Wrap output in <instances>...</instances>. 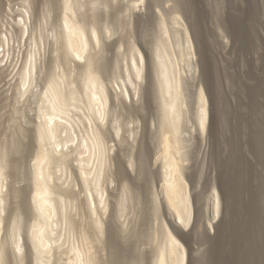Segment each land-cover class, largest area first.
<instances>
[{
    "label": "rangeland",
    "instance_id": "374dc122",
    "mask_svg": "<svg viewBox=\"0 0 264 264\" xmlns=\"http://www.w3.org/2000/svg\"><path fill=\"white\" fill-rule=\"evenodd\" d=\"M63 1L0 0V235L2 242L7 241L2 243L7 255L4 264H33L31 257H27L32 254L28 232L36 217L31 194L34 187L33 164L40 142L44 143V150L50 149L48 155L52 154L53 161L48 163L51 166H47L52 173L48 183L53 187L54 201L57 200L54 206L58 205L52 218L47 220L51 221L52 235L59 241L58 245H53L49 264H62L65 250L81 241V233L84 229L87 231L89 220L86 209L90 195L86 194H91L89 191L93 192V189L92 184L85 187L80 179L76 159L79 150H84L81 145L83 137L90 142L87 143L92 154H98V147L89 130L93 125L99 126V144L103 145L105 156L101 186L106 208L101 209L98 205L102 231L94 236L98 264H153L151 260L168 228L185 246L186 264H219L221 259L216 256L219 250L224 254H220L223 258L229 253L226 249L229 243L223 239L229 234L228 228L227 233L223 229L224 223L233 225V220L237 218V213H234L237 210L234 200L236 189L232 188L237 184V154L245 172L242 180L248 179L244 186L250 187L243 201L250 199L262 212L261 216L264 214V156L257 152L252 140V129L257 126L261 125L264 133V0H177L175 7H171L173 0H72L73 12H69L70 16L75 21H83L86 29L93 25L99 36V41L90 43L86 58L75 59L78 63L72 55H67L63 42ZM235 17H240L243 24H234ZM248 28L252 30V35L245 33ZM138 50L143 56V73L137 79L129 76L126 69L132 65L133 55L140 59ZM159 54L163 58L166 56L164 60L168 59V64L175 70L172 76L178 77L179 97L183 100L180 105L182 117L179 118L182 146L180 154L176 155L180 158L182 155L181 174L188 185L192 206V217L187 227H181L172 218L174 216L167 208L161 185L162 160L158 158V152L162 140L163 107L160 105L157 77ZM30 59L34 66L29 64ZM87 63L98 77L100 75L108 95L103 117L95 119V122L88 119L92 110H88L89 106L83 101L85 98L82 99L85 89L81 85L86 81L83 70ZM27 64L33 66L30 68L32 72L25 70L29 68ZM209 66L212 69L207 71ZM24 70L30 74L26 85L21 83L26 74ZM63 73L64 78L59 79L62 86L66 89L72 87L74 91L78 88L76 92L81 99L70 100L65 116L69 127L60 133V138L69 134L71 141L63 148L64 154H68L59 165L60 154L54 140L49 136L44 141L38 140L41 137L38 129L42 120L41 109L47 103V98L41 97H46L48 81ZM127 76L132 78V83ZM201 87L207 97V129L204 134L199 129L197 118V96ZM255 90L259 91L257 99L253 96ZM225 179H229L228 183ZM224 187L235 191L233 197H229L230 202L224 198ZM214 189L220 196L218 215L214 214L211 206L215 200ZM254 191L259 194L258 198H254ZM251 192H254L253 195H250ZM262 221L264 224V216ZM12 226H16L15 230L17 228L16 232L21 236L19 256L20 252L13 248L10 239ZM262 232L264 234V230ZM215 247L219 249L215 250ZM229 255L227 258H233L231 262L236 264L235 257L231 254L230 258ZM229 261L222 260V264H232Z\"/></svg>",
    "mask_w": 264,
    "mask_h": 264
},
{
    "label": "bare ground",
    "instance_id": "6f19581e",
    "mask_svg": "<svg viewBox=\"0 0 264 264\" xmlns=\"http://www.w3.org/2000/svg\"><path fill=\"white\" fill-rule=\"evenodd\" d=\"M64 3V9L65 11L63 14V18H61V20L63 21V42L65 47H66V51H67V55H72L73 59L75 60H81L83 57H85L86 51L90 45V43L93 41L97 42L99 41V36H98V31L96 30V28H94V26L92 25V27H90L89 25V29H86V25L83 26L82 22H78L75 21L69 14V12H73V5H72V0H65L63 1ZM89 3V2H88ZM135 3V2H134ZM76 4V3H75ZM92 6V5H91ZM80 7V6H79ZM77 8V7H76ZM254 12V11H253ZM78 13V12H77ZM75 14V13H74ZM24 15V14H23ZM77 15V14H76ZM240 15V14H239ZM256 15V14H254ZM253 15V17H254ZM246 16V14H245ZM247 17V16H246ZM24 18V17H23ZM25 19V18H24ZM254 19V18H253ZM251 19V20H253ZM60 20V21H61ZM82 20V19H81ZM20 21V20H18ZM22 21V20H21ZM24 21V20H23ZM243 20H241L240 17H235L234 19V24H241ZM244 22V21H243ZM25 23V21H24ZM23 23V24H24ZM61 23V22H60ZM84 23V22H83ZM94 23V22H93ZM250 23V22H249ZM248 23V24H249ZM243 24V23H242ZM96 25V24H95ZM247 25V24H245ZM88 26V25H87ZM241 26V25H240ZM249 26V25H248ZM21 27V26H20ZM62 27V26H60ZM198 27V26H197ZM239 28V26H237ZM22 28V27H21ZM243 28V27H242ZM240 27V29H242ZM245 28V27H244ZM22 30V29H21ZM197 30V29H196ZM195 30V31H196ZM199 30V29H198ZM247 30V29H245ZM166 31V30H165ZM201 31V30H200ZM23 32V31H22ZM186 32V31H185ZM250 32V33H249ZM100 33V32H99ZM197 33V32H196ZM244 33V32H242ZM241 33V34H242ZM245 33H252V30L250 28H248L247 32ZM254 33V32H253ZM199 34V33H198ZM201 34V32H200ZM240 34V35H241ZM239 35V34H238ZM245 35V34H243ZM252 35V34H251ZM248 35V36H251ZM1 36V34H0ZM246 36V35H245ZM246 36V37H248ZM202 37V36H201ZM254 37V36H253ZM6 38V37H5ZM238 38V37H237ZM4 39V38H2ZM62 39V38H61ZM251 39V38H250ZM101 40V39H100ZM244 40V39H243ZM2 41V40H0ZM167 41V40H165ZM190 41V40H189ZM245 41V40H244ZM187 42V41H186ZM62 43V42H61ZM189 43V42H188ZM94 44V43H93ZM169 44V42H168ZM192 44V42H191ZM206 44V43H205ZM248 44V43H247ZM63 45V46H64ZM187 45V44H186ZM3 46V44H2ZM97 46H95L96 48ZM168 47V46H167ZM187 47V46H186ZM208 47V46H207ZM247 47V46H246ZM64 49V48H63ZM202 50V49H201ZM205 50V48H204ZM89 51V50H88ZM182 51V50H181ZM191 51V50H190ZM203 51V50H202ZM65 52V51H64ZM139 55H140V62L139 60H137V58L134 57V55L132 56V65H128L126 68V70L129 71V76L133 75L134 78L136 77L137 79L140 78L142 76L143 73V56L141 54V52L138 50ZM158 52V51H157ZM156 52V53H157ZM189 54V53H188ZM164 55V54H163ZM172 55V54H171ZM90 56V55H89ZM93 56V55H92ZM137 56V55H136ZM179 56V55H178ZM192 56V55H191ZM87 57V56H86ZM85 57V58H86ZM181 57V56H180ZM206 58V56H204ZM2 58V57H1ZM91 58V57H90ZM94 58V57H93ZM139 58V57H138ZM159 60H158V79H159V92H160V100L162 101L160 105H162V110H163V119L161 120V135H162V140H161V148L159 150V157L162 160V191H163V196L165 198V202L167 203V208L170 210V213L172 214V218H175L176 222L181 226V227H187L188 224H190V220L192 217V206H191V200H190V194H188L187 191V184L184 180V177L181 174V158L176 155V154H180V149H181V138L179 137V129L181 127H179V121H180V116L181 115V93L179 94V92L181 91L179 89V81H178V77L177 75H173L176 77L172 76V71H174L173 73L175 74V70H172V68L170 67V65L168 64V59L164 60V58H166V56L163 58L161 56V54H159ZM157 58V59H158ZM172 58V56H171ZM175 58V57H174ZM183 58V57H182ZM29 59V58H28ZM33 59V58H32ZM71 59V60H73ZM153 59V58H152ZM173 59V58H172ZM209 59V58H208ZM207 59V61H208ZM3 60V59H2ZM27 60V59H26ZM73 60V61H74ZM75 60V61H76ZM90 60V59H89ZM92 60V59H91ZM178 60V59H177ZM205 60V59H204ZM32 60L30 59L29 64H33L31 62ZM70 61V59H69ZM128 61V60H127ZM206 61V62H207ZM1 62V59H0ZM72 62V61H71ZM77 62V61H76ZM79 62V61H78ZM77 62V63H78ZM156 62V60H155ZM179 62V61H178ZM211 62V61H210ZM173 63V62H172ZM209 63V62H208ZM27 64V65H29ZM90 63H87L86 67H85V77L84 80H86L85 82H83L84 85H81V87L83 88L85 92V94L82 96L85 99H83V101H85V103H87V105L89 106L88 110H92L89 111L91 112L90 115L88 117V119L90 120V122L94 121L95 119H102L101 117H103V112H105V106L107 105L108 102V95H107V91L105 90V87L102 83V81L100 80V75L99 77L96 75V73L94 72L93 68L91 69V65H89ZM207 64V63H205ZM157 65V64H156ZM155 65V66H156ZM174 65V64H173ZM34 66V64H33ZM31 65H29L28 71H31V67H33ZM85 66V63L84 65ZM207 66V65H206ZM206 66H204L206 68ZM28 67V66H27ZM26 67V68H27ZM174 67V66H173ZM24 68V67H23ZM156 68V67H155ZM204 68V69H205ZM207 71H210V68L212 69L211 66L207 67ZM95 69V68H94ZM152 69V68H151ZM175 69V68H174ZM24 70V71H25ZM96 70V69H95ZM63 71V70H62ZM65 71V70H64ZM157 71V70H156ZM154 71V72H156ZM178 71V70H177ZM206 71V70H205ZM206 71V74H207ZM215 71V70H214ZM213 71V72H214ZM23 72V71H22ZM27 71H25L26 73ZM32 72V71H31ZM24 73V74H25ZM98 73V72H97ZM157 73V72H156ZM210 73V72H209ZM208 73V74H209ZM23 74V73H22ZM127 74V73H126ZM212 74V73H211ZM30 75V74H29ZM27 73L24 75V78L22 79L24 85H26L27 82V77L29 76ZM125 75V73H124ZM58 76V75H57ZM64 73L59 77H55L51 78L50 81H48V88L47 90V94H45L46 97H41L44 98L46 100L43 107H42V112L41 115L42 116V120L41 122H39V135L41 134V137L39 136L40 139L38 140H43L44 138H46L47 136H49V139L52 138L54 140V145H56L57 150H59V154L60 156L58 157L59 159V165L62 164L65 155H67L68 153L64 154L63 152V148L68 145L69 141H71V139L68 138V136L66 135V137L64 138H60L61 132L66 131V129L68 130L67 124H69V120L67 121L65 118V116H67L68 113V108L71 99L77 100L78 98H80L77 94L78 92L72 90V87L66 89L62 86V81L60 82L59 79L60 78H64ZM69 76V75H68ZM122 76V75H121ZM127 76V77H129ZM156 76V75H155ZM213 76V75H211ZM210 76V77H211ZM30 77V76H29ZM207 77V75H206ZM209 77V76H208ZM27 78V79H26ZM68 78V77H67ZM70 78V77H69ZM123 78V77H122ZM212 78V77H211ZM132 78L129 77L128 80H130L132 83L133 81L131 80ZM21 80V79H20ZM61 80V79H60ZM65 80V79H64ZM67 80V79H66ZM71 80V79H70ZM119 80V79H118ZM26 81V82H25ZM120 81V80H119ZM125 81V80H124ZM215 81V80H214ZM64 82V81H63ZM127 82V81H126ZM125 82V83H126ZM138 82V81H137ZM62 83V84H61ZM68 83V82H67ZM72 82L70 81L69 84H71ZM121 83V82H120ZM129 83V85H130ZM158 83V82H157ZM262 83V82H261ZM66 84V83H65ZM82 84V83H81ZM136 84V83H135ZM260 84V83H259ZM68 85V84H67ZM121 86V85H120ZM126 86V85H125ZM25 87V86H24ZM217 87V86H216ZM257 87V86H256ZM137 88V86H136ZM254 88V87H253ZM250 88V89H253ZM124 89V88H123ZM135 89V88H134ZM125 90V89H124ZM180 90V91H179ZM259 90V89H258ZM258 90H255V93L253 94V96L258 95L257 92H259ZM252 91V90H251ZM254 91V90H253ZM261 91V90H260ZM43 92V91H42ZM81 92V91H80ZM128 92V91H125ZM198 92V91H197ZM218 93V92H216ZM252 93V92H251ZM263 93V92H261ZM260 94V93H259ZM127 95V94H126ZM130 95V94H129ZM180 95V97H179ZM218 95V94H217ZM250 95V94H249ZM251 96V95H250ZM183 97V95H182ZM199 98V106H198V113H197V118H198V123H199V129L200 131L204 134V132H206L205 130L206 128V123H207V97L205 94L204 89H200L199 91V95L197 96ZM216 98V97H215ZM218 99H220L219 97H217ZM42 99V100H44ZM81 99V98H80ZM254 99V98H253ZM79 101V100H78ZM82 101V102H83ZM183 101V100H182ZM218 101V100H217ZM80 102V101H79ZM219 102V101H218ZM217 102V104H219ZM254 102V101H253ZM183 104V103H182ZM255 104V103H254ZM253 104V105H254ZM258 104V102H257ZM261 104V103H260ZM42 105V104H41ZM76 105V103H75ZM74 105V106H75ZM81 105V104H80ZM86 105V104H85ZM216 105V104H215ZM259 105V104H258ZM197 106V105H196ZM262 106V105H261ZM41 107V106H40ZM80 107V106H79ZM83 107V106H82ZM78 108V107H77ZM84 108V107H83ZM218 108V107H217ZM216 108V109H217ZM73 109V108H72ZM82 109V108H81ZM219 109V108H218ZM255 109V108H254ZM262 109V108H261ZM70 110V109H69ZM86 110V109H85ZM161 110V111H162ZM183 110V109H182ZM72 111V110H71ZM220 111V110H219ZM255 111V110H254ZM70 112V111H69ZM82 112V111H81ZM98 114H97V113ZM96 113V114H95ZM255 114V113H254ZM86 115V114H85ZM96 115H99L96 117ZM184 115V114H183ZM259 116V115H258ZM38 117V118H39ZM100 117V118H99ZM219 117V116H218ZM71 118V117H69ZM86 118V117H85ZM221 118V117H220ZM253 118V116H252ZM251 118V119H252ZM104 119V118H103ZM182 119V118H181ZM260 119V118H259ZM105 120V119H104ZM219 120V119H218ZM197 121V120H196ZM220 121V120H219ZM255 121V120H254ZM71 122V120H70ZM95 122V121H94ZM101 123V122H100ZM254 122H252L253 124ZM256 125H258L257 121L255 122ZM254 123V125H255ZM93 124V123H92ZM251 124V125H252ZM255 125V128H256ZM86 126V125H85ZM89 126V125H88ZM261 125L257 126L258 128H256L255 130H253L254 133H252V140L254 143V147L256 148L257 152L259 151V153L261 154V156H264V133L260 128ZM99 126H92V129L90 128L89 130H91L90 133H92V139L95 142V145H97L98 150L96 149V151H98L97 155H93L92 154V149L90 150V146L88 145V143L90 144V142H88V139L86 140L87 137H83L82 140V146L84 147V150L80 151L79 150V157H77V161H78V165H79V175H80V179L82 180L83 184L85 183L87 187V185H91L93 192L89 191V193L91 192V194H85L90 195V198L87 199V208L86 210H88L87 214L88 215V227H87V231H84L86 229H84L81 233V241L78 243V245H71L70 247H68V250H64L66 251V257H64V261L62 262V264H98L97 261V256H96V248H98L97 246L95 247L96 244H94V236H96L97 233H101L102 231V225H101V219H100V214H98V205L101 206V209H105L106 208V202L103 199V187L101 186V176H102V169H103V157L104 156V151H103V145L100 146V129L98 128ZM118 127V126H117ZM120 127V126H119ZM87 128V126H86ZM72 130V129H71ZM70 131V130H69ZM88 132V130H87ZM200 132V133H201ZM70 133V132H69ZM263 133V134H262ZM63 135V134H62ZM86 136V135H85ZM181 136V135H180ZM72 137V136H70ZM81 137V136H80ZM103 137V136H102ZM42 138V139H41ZM60 138V139H59ZM89 138V137H88ZM91 138V137H90ZM89 138V139H90ZM51 139V140H52ZM73 139V138H72ZM76 139V138H75ZM80 139V138H79ZM102 139V138H101ZM45 140V139H44ZM43 140V141H44ZM47 140V139H46ZM50 140V141H51ZM74 140V139H73ZM72 140V141H73ZM84 141V143H83ZM90 141V140H89ZM104 141V140H103ZM88 142V143H87ZM102 142V141H101ZM71 143V142H70ZM185 143V142H184ZM76 144V143H75ZM80 144V143H79ZM40 147L37 150L35 159H34V187L32 189V194H31V199L33 202V207L35 208L34 210L36 211V217H34L35 219H33L30 224V230H29V235H28V240H29V245L31 246V255L27 256V257H31V260L33 261V264H49V259H51L53 253H52V249L53 245H55L57 242H59L56 238H54V236L52 235V231H51V225L50 222H48L49 218H52L53 213L56 211L55 208L58 206H54V201L55 198L53 197L54 193H53V187L51 188V186L48 183V179L50 176L49 170L51 168H48L47 166H51V164L48 163H52L50 162L52 159L51 157V153L50 155H48V152H51L49 150H44V143L40 142L39 143ZM185 145V144H184ZM237 145V144H236ZM79 146V145H78ZM94 146V145H93ZM46 147V146H45ZM54 147V146H53ZM81 147V146H80ZM82 147V149H83ZM95 147V146H94ZM105 147V146H104ZM237 147V146H236ZM79 148V147H78ZM110 148V147H109ZM184 149V148H183ZM106 150V149H104ZM240 150V149H239ZM235 151V150H234ZM234 151H231L234 153ZM46 152V153H45ZM66 152V151H65ZM86 152H88L86 154ZM106 152V151H105ZM240 152V151H239ZM238 152V153H239ZM96 153V152H95ZM107 153V152H106ZM234 156L236 155L233 154ZM232 155V157H233ZM54 156V155H53ZM77 156V155H76ZM184 156V155H183ZM239 155H236V158L238 160V162H236V165H239L237 167V171L235 176H236V186L232 187L234 189H236V197H234L235 201H236V211L234 212L235 215L237 213V218L236 220H233V225H230L229 223L225 222L224 223V231L227 233V231H229L228 235L226 236L227 238L223 239H227L229 245L228 248H226V243L223 240V242L225 244H222L224 246L221 245V242L219 243L220 247L224 249L226 248L227 251L229 252L228 254H232L235 258V262L236 264H264V234H263V230L262 229L264 227L263 221H262V217L264 216V214L261 216L260 212L257 210V206L255 203H253L252 201H250V199L246 202L243 201L245 199H243V196L245 195L246 191H248L250 189L247 188L248 186H244L247 185V181L242 180V176L244 175V170L242 169V163L241 161L238 159ZM107 157V156H106ZM243 157V156H242ZM67 158V157H66ZM264 158V157H263ZM55 159V158H54ZM57 159V158H56ZM159 159V160H160ZM244 159V158H243ZM233 160V159H232ZM231 160V161H232ZM53 161V160H52ZM230 161V162H231ZM66 162V161H64ZM246 162V161H245ZM68 163V162H67ZM235 163V162H234ZM233 163V164H234ZM54 164V163H53ZM57 164V163H56ZM229 164V163H228ZM245 164V163H244ZM67 165V164H66ZM223 165V164H222ZM56 166V165H55ZM230 166V165H229ZM248 166V165H247ZM53 167V166H52ZM57 167V166H56ZM184 167V166H183ZM228 167V166H227ZM233 167V166H232ZM236 167V166H235ZM249 167V166H248ZM55 168V167H54ZM59 168V167H58ZM62 168V167H61ZM231 168V167H230ZM229 168V169H230ZM225 169V168H224ZM226 170V169H225ZM51 171V170H50ZM59 171V170H58ZM106 171V168H105ZM230 171H234V170H230ZM54 172V171H52ZM229 172V171H226ZM1 173V171H0ZM235 173V172H234ZM232 174V173H231ZM1 175V174H0ZM52 175V173H51ZM222 175V174H221ZM247 175V174H246ZM223 176V175H222ZM230 174L226 177L229 178ZM2 177V176H1ZM0 177V178H1ZM79 177V176H78ZM234 177V175L232 176ZM250 177V176H247ZM246 177V178H247ZM61 178V177H60ZM235 178V177H234ZM79 179V178H78ZM107 179V178H105ZM245 179V176H244ZM50 180V179H49ZM224 180V179H223ZM226 182L229 180L225 179ZM231 180V179H230ZM107 181V180H106ZM234 181V179H233ZM1 183V182H0ZM228 183V182H227ZM230 183V182H229ZM232 183V182H231ZM251 183V182H250ZM52 185V184H51ZM235 185V184H234ZM253 185V184H252ZM83 186V185H82ZM222 186V185H221ZM225 186V185H223ZM230 186V185H228ZM232 186V184H231ZM251 186V184H250ZM84 187V188H85ZM90 187V186H89ZM2 188V187H1ZM230 187V189H232ZM86 189V188H85ZM91 189V190H92ZM248 189V190H247ZM253 189V188H252ZM263 189V188H262ZM58 190V189H57ZM62 190V189H61ZM224 191L222 192L224 195V198H226L227 202L229 201V197L230 195L233 197V192H231L232 190H229V188H225L223 189ZM259 190V189H257ZM87 191V189H86ZM55 192V191H54ZM61 192V191H60ZM215 192V200L214 203H212V209L214 214L218 215L219 214V209H220V199H219V192H217L216 189H214ZM255 192V191H254ZM254 192H251L250 195H253ZM65 193V192H64ZM57 194V193H56ZM256 195L254 198H258L259 194L255 192ZM258 195V196H257ZM2 196V195H1ZM222 196V195H221ZM235 196V195H234ZM249 196V195H248ZM86 197V196H85ZM231 197V198H232ZM2 201V197H0ZM87 198V197H86ZM253 198V200H254ZM58 199V198H57ZM85 199V198H84ZM63 200V199H62ZM164 200V199H163ZM225 200V199H223ZM225 200V201H226ZM213 201V200H212ZM255 201H257L255 199ZM254 201V202H255ZM230 202V201H229ZM1 203V202H0ZM232 203V202H231ZM63 204V203H61ZM60 204V205H61ZM108 204V203H107ZM62 206V205H61ZM227 206V205H226ZM230 206H228L229 208ZM259 207V206H258ZM66 208V207H65ZM85 208V207H84ZM100 208V207H99ZM64 209V208H63ZM67 209V208H66ZM232 209V208H230ZM229 210V209H227ZM31 211V210H30ZM66 211V210H65ZM1 212V211H0ZM85 212V211H84ZM101 212H104L101 210ZM60 213V212H59ZM64 213V212H63ZM68 213V212H67ZM233 213V215H234ZM58 214V213H57ZM56 214V215H57ZM70 214V212H69ZM86 214V212H85ZM104 214V213H103ZM61 215V213H60ZM59 215V217H60ZM1 216V215H0ZM67 216V215H66ZM69 216V215H68ZM71 216V215H70ZM85 216V215H84ZM87 216V215H86ZM214 216V215H213ZM33 217V214H32ZM62 217V216H61ZM64 217V216H63ZM234 217V216H233ZM235 218V217H234ZM66 219V218H65ZM86 219V218H85ZM231 219V218H230ZM1 220L2 218L0 217V224H1ZM48 220V221H47ZM68 220V219H67ZM75 220V219H74ZM174 220V221H175ZM223 220V219H222ZM10 222V221H9ZM12 222L14 223V221L12 220ZM12 223V224H13ZM17 223V222H16ZM57 223V222H56ZM55 223V224H56ZM73 223V221H72ZM78 223V222H77ZM10 224V223H9ZM15 224V223H14ZM83 224V223H82ZM16 225V224H15ZM8 226V225H7ZM14 226V225H13ZM12 230V234H11V243L14 246L13 248L17 249L18 252L21 251V236H19V232H16L18 225L16 230L15 227H13ZM53 227V226H52ZM81 227V226H80ZM165 228V227H164ZM228 228V229H227ZM227 229V231H226ZM1 230V228H0ZM19 230V228H18ZM167 231L165 232V236L163 237L164 240L161 243V245L159 244V247L156 250V253L154 255V259L151 260L153 261V264H186V248L185 246L182 244L181 241L178 240L177 237H175V235L172 234V232L170 231V229H166ZM223 231V230H221ZM223 231V233H224ZM221 233V232H220ZM1 234V233H0ZM3 234V233H2ZM21 234V233H20ZM79 234V233H78ZM22 235V234H21ZM101 235V234H100ZM98 234V236H100ZM164 235V233H163ZM223 235V234H222ZM221 235V236H222ZM3 236V235H2ZM7 236V235H6ZM8 236V237H9ZM59 237V235H58ZM79 238V239H80ZM113 238V237H112ZM9 239V238H8ZM24 239V238H23ZM96 239V238H95ZM114 239V238H113ZM112 239V240H113ZM220 239V238H219ZM222 239V238H221ZM26 240V239H25ZM65 240V239H64ZM5 242H2V237L0 235V264H4V261L7 260L5 258L6 253L4 252V248L2 243H6V239L4 240ZM9 241V240H8ZM221 241V240H220ZM226 241V242H227ZM10 242V241H9ZM96 242V241H95ZM113 242V241H112ZM62 243V242H61ZM76 243V242H75ZM98 243V242H97ZM160 243V242H159ZM227 243V244H228ZM60 244V243H59ZM69 244V243H68ZM11 245V244H10ZM27 245V244H26ZM58 245V244H56ZM62 245V244H61ZM65 245V244H64ZM112 245V244H111ZM67 246V245H66ZM158 246V245H157ZM215 246H218L215 245ZM65 247V246H64ZM114 247V246H113ZM21 248V249H20ZM30 248V247H29ZM219 249V247H217ZM215 247V250H218ZM58 249V248H57ZM60 249V248H59ZM20 250V251H19ZM116 250V249H115ZM114 250V251H115ZM23 251V250H22ZM54 251V250H53ZM63 251V250H62ZM61 251V252H62ZM155 251V249H154ZM214 251V250H213ZM222 252L223 249H222ZM226 252V250H225ZM16 254V252H14ZM30 253V251H29ZM29 253H26L27 255H29ZM52 253V254H51ZM118 253V252H116ZM217 253V252H216ZM25 254V255H26ZM55 254V253H54ZM119 254V253H118ZM215 254V251L214 253ZM219 254V255H218ZM224 256L223 253L220 252L216 254V256H219L220 258L218 260H220L219 264H222V260H230L228 263L231 262V260L233 259H228L227 255L226 258L221 257V255ZM13 255V254H12ZM18 256L21 255L17 254ZM16 255V256H17ZM229 255V257H230ZM99 256V255H98ZM117 256V255H116ZM25 257V256H24ZM153 257V256H152ZM55 258V257H53ZM62 258V257H61ZM215 258V255H214ZM231 258V257H230ZM217 259V257H216ZM27 260H30V258H28ZM30 260V261H31ZM149 260V259H148ZM27 261V262H30ZM51 261V260H50ZM55 261V260H54ZM7 261H5L6 263ZM116 262V261H114ZM217 262V261H216ZM26 263V262H25ZM53 263V262H52ZM61 263V262H60ZM225 263V261H224ZM232 263V262H231ZM29 264V263H28ZM210 264V263H209ZM227 264V262H226ZM234 264V263H232Z\"/></svg>",
    "mask_w": 264,
    "mask_h": 264
},
{
    "label": "snow or ice",
    "instance_id": "6c2138e0",
    "mask_svg": "<svg viewBox=\"0 0 264 264\" xmlns=\"http://www.w3.org/2000/svg\"><path fill=\"white\" fill-rule=\"evenodd\" d=\"M176 2H177V0H173V3L171 5V7H175L176 6ZM161 6L163 7V4ZM181 6H183V5H181Z\"/></svg>",
    "mask_w": 264,
    "mask_h": 264
}]
</instances>
